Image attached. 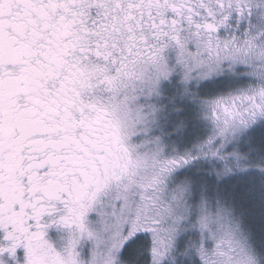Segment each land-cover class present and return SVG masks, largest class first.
<instances>
[{"label":"snow or ice","instance_id":"snow-or-ice-1","mask_svg":"<svg viewBox=\"0 0 264 264\" xmlns=\"http://www.w3.org/2000/svg\"><path fill=\"white\" fill-rule=\"evenodd\" d=\"M0 264H264V0H0Z\"/></svg>","mask_w":264,"mask_h":264}]
</instances>
